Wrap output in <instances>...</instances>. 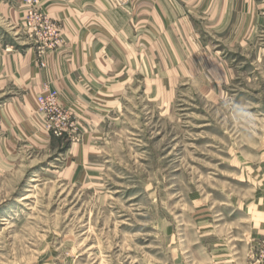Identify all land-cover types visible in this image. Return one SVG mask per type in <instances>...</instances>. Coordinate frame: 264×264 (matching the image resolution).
<instances>
[{
	"label": "rangeland",
	"instance_id": "obj_1",
	"mask_svg": "<svg viewBox=\"0 0 264 264\" xmlns=\"http://www.w3.org/2000/svg\"><path fill=\"white\" fill-rule=\"evenodd\" d=\"M214 47L230 77L124 95L90 162L77 130L0 154V264H264V55Z\"/></svg>",
	"mask_w": 264,
	"mask_h": 264
},
{
	"label": "crops",
	"instance_id": "obj_2",
	"mask_svg": "<svg viewBox=\"0 0 264 264\" xmlns=\"http://www.w3.org/2000/svg\"><path fill=\"white\" fill-rule=\"evenodd\" d=\"M23 2L0 8V27L14 34L0 35V97L7 98L4 117L13 121L1 155L56 140L38 117L37 97L47 89L75 116L83 139L72 149L85 163L96 150L93 127L124 95L141 91L171 104L183 88L230 77L223 49L214 47L219 42L264 55V0H42L64 39L44 54L23 31Z\"/></svg>",
	"mask_w": 264,
	"mask_h": 264
},
{
	"label": "built area",
	"instance_id": "obj_3",
	"mask_svg": "<svg viewBox=\"0 0 264 264\" xmlns=\"http://www.w3.org/2000/svg\"><path fill=\"white\" fill-rule=\"evenodd\" d=\"M26 20L23 30L44 54L63 45L61 25L42 9V0H25ZM38 114L46 131L56 137L71 135L77 130L72 111L62 106L59 94L47 89L37 97Z\"/></svg>",
	"mask_w": 264,
	"mask_h": 264
},
{
	"label": "clouds",
	"instance_id": "obj_4",
	"mask_svg": "<svg viewBox=\"0 0 264 264\" xmlns=\"http://www.w3.org/2000/svg\"><path fill=\"white\" fill-rule=\"evenodd\" d=\"M232 108H233V111L238 112V113H246L247 112V109L243 108L242 106L237 107V106L233 105ZM249 119H250V116H249Z\"/></svg>",
	"mask_w": 264,
	"mask_h": 264
}]
</instances>
